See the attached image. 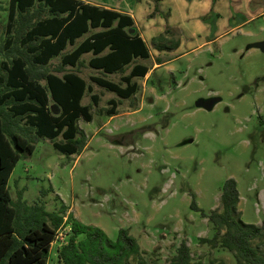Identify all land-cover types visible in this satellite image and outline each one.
Wrapping results in <instances>:
<instances>
[{"label": "rangeland", "instance_id": "rangeland-1", "mask_svg": "<svg viewBox=\"0 0 264 264\" xmlns=\"http://www.w3.org/2000/svg\"><path fill=\"white\" fill-rule=\"evenodd\" d=\"M106 1L128 7L135 0ZM2 4L4 35L9 0ZM182 5V0L159 3L164 21L171 8L167 23L185 35L182 46L137 78L138 91L120 98L115 114L102 108L110 106V98L117 99L116 92L89 78L101 72L87 64L77 67L93 86L82 97L90 104L92 120H77L87 135L84 147L69 158L49 137L34 139L32 151L22 153L14 165L8 187L14 200L20 192L27 204H43L47 210L64 202L78 219L100 226L112 239L120 227L127 229L152 264H170L182 239L191 250L190 264H232L229 250L203 238L213 234L207 214L221 208V185L230 176L237 183L241 218L264 220V50L250 45L264 38V14L232 26L227 23L232 8L222 1L217 29L209 16L192 18ZM143 61L152 67L155 55ZM59 62L56 56L48 66L61 74ZM106 77L120 82L119 72ZM91 92L98 95L96 102ZM212 95L219 99L211 108L196 104ZM58 108L52 113H59ZM55 139H62L61 134ZM192 194L198 208L191 205ZM64 231L61 227L50 245L46 264H58L56 250Z\"/></svg>", "mask_w": 264, "mask_h": 264}, {"label": "trees", "instance_id": "trees-1", "mask_svg": "<svg viewBox=\"0 0 264 264\" xmlns=\"http://www.w3.org/2000/svg\"><path fill=\"white\" fill-rule=\"evenodd\" d=\"M153 2L148 17L160 9V0ZM7 17L4 35L0 34V264H46L61 227L65 231L56 250L58 264H152L127 229L120 227L112 239L100 226L78 219L64 202L57 210H47L43 204H27L20 192L14 200L8 179L22 153L32 151L36 138L49 137L69 158L84 147L87 135L77 120L93 117L90 104L82 102L93 86L77 69L86 64L84 52L91 51L87 64L101 72L90 74V80L119 97L110 98V106L102 108L113 115L120 98L138 91L136 77H143L149 69L138 59L150 56L149 44L158 50L176 48L181 39L179 28L166 22L148 44L136 31H129L134 27L129 14L82 0H9ZM9 25H13L12 31ZM97 26L102 29L77 41ZM68 45L72 47L67 50ZM56 56L60 57L56 70L63 71L61 74L48 66ZM156 60L160 63L162 57L156 56ZM66 65L76 70H65ZM115 72L120 73V82L106 77ZM91 97L96 102L98 95L91 92ZM50 99L60 106L59 113H52ZM59 133L62 139L57 140ZM239 198L235 178H225L221 208L207 214L213 234L203 239L229 250L232 264H264L260 246L264 243V220L244 221L237 210ZM191 205L198 208L194 194ZM169 263H191L186 239L181 240ZM210 264L223 262L210 260Z\"/></svg>", "mask_w": 264, "mask_h": 264}, {"label": "crops", "instance_id": "crops-1", "mask_svg": "<svg viewBox=\"0 0 264 264\" xmlns=\"http://www.w3.org/2000/svg\"><path fill=\"white\" fill-rule=\"evenodd\" d=\"M144 1H145L144 4H142V0H135L133 2L134 6L133 4L132 5L129 4L128 7H122L117 4L114 5V4L108 3L106 0H83V2L95 4L100 7L115 9L122 13L129 14L134 20V27H133L134 31H136L149 44L151 36L162 31L164 29V26L167 20L171 22L172 10L169 7L167 11L168 17H167V20L165 19V21L162 18L163 12H164L163 10L158 11L152 17H148L147 14L150 11H152L154 2L153 0H144ZM182 1H183L182 6L185 7L189 16H191L192 18H196L197 20H199L200 18L202 19L204 15L209 16V21L212 22V24L215 25L217 29H218V25L222 17L221 10H220V7H221L220 4L222 3V1H224L225 5L227 4L229 7L232 8L230 13H228V17H227V23L228 24L231 23L230 25L232 26L239 25L247 21L248 19L254 18L257 15L264 14V0H182ZM160 3H162V0H160ZM249 8H251L252 11L248 10ZM244 9L245 11H243ZM204 26H205V29H207V27L210 25L206 22ZM99 29H102V27L101 26L92 27L90 30H88L84 34V36L79 37L77 41L79 42L83 37L90 35L94 31H97ZM129 31H130V28H129ZM182 33H183V30H182ZM184 36L181 35L180 43L176 48H180L182 46V43L184 42V39H185ZM214 38L215 36L211 38L210 36H206L207 40H213ZM170 50H166V49L158 50L149 44L150 56L146 58L140 57L138 61L148 65V63L143 60L152 57V55L154 54L155 61H154L153 66L151 67L150 65H148L149 66L148 71H150V69H154L155 67H158L162 63L168 61L169 58L168 57L164 58V57H165V54H167V52ZM85 55H88L87 58H85ZM91 56H92L91 51H87L82 54V57L86 64H87V60ZM156 56L162 57V62L160 63L157 62ZM137 78L138 77H136V80L138 82L139 78L138 79Z\"/></svg>", "mask_w": 264, "mask_h": 264}, {"label": "water", "instance_id": "water-1", "mask_svg": "<svg viewBox=\"0 0 264 264\" xmlns=\"http://www.w3.org/2000/svg\"><path fill=\"white\" fill-rule=\"evenodd\" d=\"M130 31L133 32L134 31V28H130ZM250 45L252 46H257L261 49L264 50V38L263 39H260V40H257V41H254L252 42ZM219 99V96L218 95H212V96H209V97H206V98H198V100L196 101V104L197 105H202L206 108H211L213 106V104ZM51 109L54 111V112H58V105L54 102L52 103L51 105Z\"/></svg>", "mask_w": 264, "mask_h": 264}]
</instances>
